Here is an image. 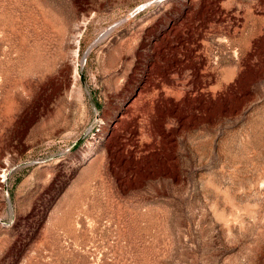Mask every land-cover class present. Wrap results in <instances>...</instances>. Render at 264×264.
<instances>
[{
	"label": "rangeland",
	"instance_id": "rangeland-1",
	"mask_svg": "<svg viewBox=\"0 0 264 264\" xmlns=\"http://www.w3.org/2000/svg\"><path fill=\"white\" fill-rule=\"evenodd\" d=\"M0 264H264V0H0Z\"/></svg>",
	"mask_w": 264,
	"mask_h": 264
}]
</instances>
